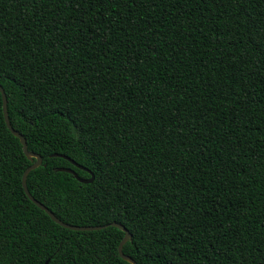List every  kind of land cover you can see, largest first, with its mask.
Segmentation results:
<instances>
[{
    "label": "trees",
    "instance_id": "obj_1",
    "mask_svg": "<svg viewBox=\"0 0 264 264\" xmlns=\"http://www.w3.org/2000/svg\"><path fill=\"white\" fill-rule=\"evenodd\" d=\"M0 87L55 218L135 264H264V0H0ZM32 162L0 97V264H129L27 199Z\"/></svg>",
    "mask_w": 264,
    "mask_h": 264
},
{
    "label": "water",
    "instance_id": "obj_2",
    "mask_svg": "<svg viewBox=\"0 0 264 264\" xmlns=\"http://www.w3.org/2000/svg\"><path fill=\"white\" fill-rule=\"evenodd\" d=\"M0 97H1V109H2V116H3V122L5 124V127L7 128V130L14 136L18 139L21 147H22V152L24 154V156L28 159V161H31L32 159H34V162H32L28 167H26V169L23 171L22 175H21V179H20V183H21V187H22V190H23V193L24 195L27 197V199L35 206L37 207L39 210L43 211L47 216L48 218L54 222L55 224H57L58 226L64 228V229H68V230H71V231H77V232H83V231H96V230H100V229H103V228H106L107 226H110V227H115L117 229H119L122 233H123V236L122 238L120 239V241L118 242L117 244V247H116V252H117V255L124 261H126L127 263L129 264H135L129 257L127 256H124L121 252V247L122 245L130 240V234L120 225V224H117V223H114V222H111L109 224H106V225H102V226H74V225H69V224H65L63 222H61L60 220H58L57 218H55L53 216V214L48 211L44 206H42L40 203H38L36 200H34L30 195L29 193L27 192L26 190V187H25V177L27 175V173L31 170H33L34 168L38 167L40 164H41V159L38 155L36 154H33V153H30V152H27L26 151V147H25V142H24V139L23 137L18 134L16 131H14L9 123H8V120H7V114H6V102H5V97H4V93L0 87ZM53 157H58V158H61V159H64L66 161H68L73 167L77 168V169H80V170H83V171H86L88 174H89V178L88 179H82V178H79L77 177V175L69 168H56L55 171L56 172H65V173H68L70 174L77 182L79 183H82V184H86V183H89L91 180H92V175L90 172H88L86 169L82 168L81 166H79L78 164L74 163L72 160L68 159L67 157L63 156V155H60V154H53L52 155ZM44 264H47V261L44 262Z\"/></svg>",
    "mask_w": 264,
    "mask_h": 264
}]
</instances>
